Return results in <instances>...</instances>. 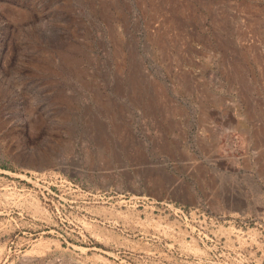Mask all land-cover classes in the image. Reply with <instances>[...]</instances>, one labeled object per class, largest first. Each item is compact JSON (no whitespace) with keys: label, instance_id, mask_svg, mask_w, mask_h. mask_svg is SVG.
Instances as JSON below:
<instances>
[{"label":"rangeland","instance_id":"obj_1","mask_svg":"<svg viewBox=\"0 0 264 264\" xmlns=\"http://www.w3.org/2000/svg\"><path fill=\"white\" fill-rule=\"evenodd\" d=\"M0 204V264H264V0H0Z\"/></svg>","mask_w":264,"mask_h":264},{"label":"bare ground","instance_id":"obj_2","mask_svg":"<svg viewBox=\"0 0 264 264\" xmlns=\"http://www.w3.org/2000/svg\"><path fill=\"white\" fill-rule=\"evenodd\" d=\"M0 206H1V204H0ZM6 209H7V208H6ZM4 211H6V210H2V209H1V210H0V215L3 214ZM5 215H6V214H5Z\"/></svg>","mask_w":264,"mask_h":264},{"label":"water","instance_id":"obj_3","mask_svg":"<svg viewBox=\"0 0 264 264\" xmlns=\"http://www.w3.org/2000/svg\"><path fill=\"white\" fill-rule=\"evenodd\" d=\"M166 186H170V184H167Z\"/></svg>","mask_w":264,"mask_h":264}]
</instances>
